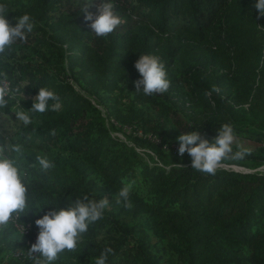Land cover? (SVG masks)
<instances>
[{"label": "trees", "instance_id": "obj_1", "mask_svg": "<svg viewBox=\"0 0 264 264\" xmlns=\"http://www.w3.org/2000/svg\"><path fill=\"white\" fill-rule=\"evenodd\" d=\"M101 2L0 0L12 9L6 18L13 26L25 13L37 22L0 62L19 89L0 112L19 100L29 111L40 87L61 102L59 111L50 102L46 112L31 113L16 137L0 126V144L24 145L21 163L32 179L30 209L0 231V264H33L27 252L39 233L35 221L85 194L106 196L109 207L77 251L62 252L54 264H95L105 247L114 249L106 264H264V171L219 167L209 175L191 164L150 163L112 135L99 108L162 158L178 156L163 144H179L182 133L198 131L212 143L230 123L259 146L222 162L264 164V17L256 0H112L123 23L106 38L92 32L82 10L96 14ZM141 54L164 62L166 93L136 92ZM38 155L55 167L41 170ZM127 181H135L131 209L115 202Z\"/></svg>", "mask_w": 264, "mask_h": 264}, {"label": "clouds", "instance_id": "obj_2", "mask_svg": "<svg viewBox=\"0 0 264 264\" xmlns=\"http://www.w3.org/2000/svg\"><path fill=\"white\" fill-rule=\"evenodd\" d=\"M254 7L258 10V17H264V0H256ZM9 10L12 9L7 4L0 3V62L7 60V51L17 41L26 42L27 35L33 32L37 23L30 14L25 13L15 18L17 22L13 26L6 18ZM82 10L86 13L85 20L90 22V28L97 37H108L123 23L122 18L114 11L112 0L101 2L96 14L88 11L86 6ZM135 68L140 74V79L134 82L137 93L142 91L145 96H153L166 93L170 88L171 81L165 64L159 56L141 54L135 62ZM18 91L19 89L12 88L7 83L6 74L0 72V109L4 110L9 106V101L15 99ZM212 91L220 90L214 87ZM208 94L206 92V95ZM19 101L13 112L16 120L21 121L24 126L33 122L31 113L46 112L50 102H52V111L61 109L59 95L47 87H40L29 111H24ZM52 134L55 135V130ZM177 139L179 140L178 154L183 157L187 152L192 158V168L204 174L215 175L225 159H243L251 154L249 149L233 152L236 135L230 123L222 125L212 143L203 138L198 131L182 133ZM24 156L25 147L20 143L0 145V231L6 230L17 219L20 220L21 215L30 209L28 200L32 179L27 170L22 167L21 161ZM36 160L43 171L55 167V164L45 156L38 155ZM134 184L135 181L123 182V186L116 195L117 205L125 209L133 207L130 195ZM109 203L106 196L101 199H90L85 194L68 209L61 208L59 211L53 209L45 213L42 218L35 221L39 233L36 242L28 250L27 257L32 259L33 264H54L62 252H76L89 225L104 217ZM113 252V248L105 247L96 258L95 264H106L108 255Z\"/></svg>", "mask_w": 264, "mask_h": 264}, {"label": "rangeland", "instance_id": "obj_3", "mask_svg": "<svg viewBox=\"0 0 264 264\" xmlns=\"http://www.w3.org/2000/svg\"><path fill=\"white\" fill-rule=\"evenodd\" d=\"M19 104L23 110L26 111L24 107L23 101H19ZM17 108V103L13 104L8 112L1 113L0 112V126L4 128V130L9 131L12 136L16 137V133L18 129L20 128V125L22 124L21 121L16 120L15 113L13 112ZM99 108L102 111V114L104 115L105 121L107 126L110 128L111 133L113 136L120 137L123 139H126L130 142H134L135 144L138 145V147H148L145 144L142 143L141 139L132 131H130L126 127L122 126H117L116 123L113 121L111 117L108 116L107 111L104 107L99 106ZM236 135V140L234 144L238 146L240 149H255L256 147L259 146V142L256 141L255 138L248 136L246 134L242 133H235ZM0 145H5L8 146L10 145V142L7 141L5 143H2ZM152 150V149H151ZM46 151V150H43ZM153 153L149 152H143L140 153V156L144 158L146 161L150 163H159V164H166V165H171V164H191L192 158L190 156H185V157H180V156H171V157H161L160 154H158L155 150H152ZM222 164V165H221ZM220 168H229L233 169L236 171H248V170H253V171H264V164L254 168L250 169L245 166H242L240 164H226L224 162H221ZM155 242L158 244V246H163L165 244L164 241L157 240L155 239Z\"/></svg>", "mask_w": 264, "mask_h": 264}, {"label": "built area", "instance_id": "obj_4", "mask_svg": "<svg viewBox=\"0 0 264 264\" xmlns=\"http://www.w3.org/2000/svg\"><path fill=\"white\" fill-rule=\"evenodd\" d=\"M7 83L10 85V82H9V81H7ZM103 116H104V115H103ZM139 134L142 135V132H140ZM124 140H126V139H124ZM126 142H127L130 146L134 147V148L137 150V152H140V153H143V152L153 153L152 150H151L149 147H144V148H142V147H138V145L135 144L134 142H130V141H128V140H126ZM163 147H164L165 150L173 149V150L175 151V153H176L178 156H180V155L178 154L179 144L173 145V144H167V143H164V144H163ZM184 156H189V154H188L187 152H185V154L183 155V157H184ZM180 157H181V156H180ZM221 165H222V164H221ZM248 171H253V170H248ZM246 172H247V171H246Z\"/></svg>", "mask_w": 264, "mask_h": 264}]
</instances>
